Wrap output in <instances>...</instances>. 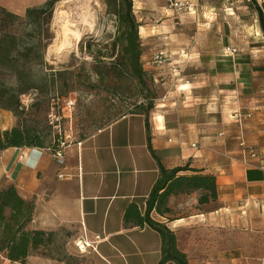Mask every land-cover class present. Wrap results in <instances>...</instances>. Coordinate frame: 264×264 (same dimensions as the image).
I'll return each instance as SVG.
<instances>
[{"label": "crops", "instance_id": "1", "mask_svg": "<svg viewBox=\"0 0 264 264\" xmlns=\"http://www.w3.org/2000/svg\"><path fill=\"white\" fill-rule=\"evenodd\" d=\"M178 1L195 11L132 0L143 68L160 72L166 101L121 113L83 139L49 135L40 147L0 150V188L15 187L32 205V229L89 242L94 264H158V235L125 228L123 213L133 202L144 208L159 163L187 166L215 177L216 200L199 205L198 193L172 196L170 213L153 219L175 234L189 264H264V55L237 50L230 27L234 18L244 25L249 0ZM255 1L264 21V0ZM45 2L0 0V8L24 13ZM160 51L165 63L157 69L151 60ZM234 93L242 113L227 116L214 95ZM14 126L13 113L0 107V134ZM58 139L67 144L63 166L47 151ZM249 151L263 168L243 164Z\"/></svg>", "mask_w": 264, "mask_h": 264}, {"label": "rangeland", "instance_id": "2", "mask_svg": "<svg viewBox=\"0 0 264 264\" xmlns=\"http://www.w3.org/2000/svg\"><path fill=\"white\" fill-rule=\"evenodd\" d=\"M104 1L64 0L57 3L49 27L50 44L44 50L32 51L29 56H25V50L31 43L35 44L37 36L23 20L25 12L8 11L18 18L7 24L4 31L14 35L19 46L14 55L0 59V103L12 111L16 125L22 130H31L40 138L60 135L67 141L76 136L83 139L121 113L142 111L149 103L153 106L166 101L162 99L169 95V89L163 85L159 71H154L157 76L146 71L151 79L154 74L156 81L153 83L152 80L145 90L128 77H116L118 70L111 64L114 57L103 58L105 64L96 66V56L100 58V55L111 53L116 33L115 17L107 12ZM246 5L247 9L242 12L244 25L235 18L233 25L230 24L234 28L236 49L264 55V35L255 8L250 0ZM1 26L0 23V30L3 29ZM88 44L91 51L86 48ZM41 51L42 60H39ZM141 61L144 67V60ZM163 61L161 65L152 63L153 67L159 69L165 59ZM95 71L109 77L99 82ZM214 96L220 107L226 106L227 116L242 113L236 107L237 93L227 95L228 98L226 94ZM16 98L17 110L13 112ZM0 264L14 263L0 256ZM23 264H94V260L88 252L80 254L63 235L54 237L47 248L31 252Z\"/></svg>", "mask_w": 264, "mask_h": 264}, {"label": "trees", "instance_id": "3", "mask_svg": "<svg viewBox=\"0 0 264 264\" xmlns=\"http://www.w3.org/2000/svg\"><path fill=\"white\" fill-rule=\"evenodd\" d=\"M64 0H46L39 7L27 9L23 20L30 31L37 37L35 44L26 48L25 56H29L34 50H44L51 42L52 36L49 31L54 7ZM255 8L260 29L264 35L263 13L255 0H250ZM107 12L115 17L116 33L111 46V53H105L95 57V64H105L103 58H112L111 63L118 70L119 77H128L142 88L152 83L147 72L143 69V47L138 35L139 25L133 14L132 0H105ZM0 59L14 55L19 44L17 38L4 31V27L13 23L18 17L0 8ZM44 36V40L42 39ZM44 42V44L42 43ZM91 51V45H87ZM117 49V54L115 50ZM24 56V55H23ZM99 58V59H98ZM37 59L42 60V51ZM96 78L103 82L107 77L101 72L95 71ZM23 91V90H21ZM149 94V92L147 91ZM146 100H151L145 97ZM13 112L17 110V98ZM0 107L3 109L0 103ZM148 104V109L151 108ZM11 111V110H10ZM12 112V111H11ZM41 138L31 130H22L14 126L0 134V150L9 147H37L41 146ZM190 171V174L185 172ZM199 194L198 204H206L217 198V186L215 177L212 175L196 172L187 166L167 169L158 164V177L151 191L144 201V208L138 204L130 203L123 213V225L125 228H149L154 231L160 240L158 264H189L187 255L178 246L175 234L161 222L153 219L152 214L165 216L170 213L168 208L169 198L172 196H188ZM32 205L20 198L15 187L7 186L0 189V256L10 263H24L31 252L48 246L52 243L54 234L46 231L28 229L32 224Z\"/></svg>", "mask_w": 264, "mask_h": 264}, {"label": "built area", "instance_id": "4", "mask_svg": "<svg viewBox=\"0 0 264 264\" xmlns=\"http://www.w3.org/2000/svg\"><path fill=\"white\" fill-rule=\"evenodd\" d=\"M166 2H167L168 9L175 11L177 13H181V14L182 13L192 14L196 9V6L193 3H190L188 1L166 0ZM235 52H236L235 49H232V50H228L227 54L232 55ZM164 59H165V55L163 54V52H161V51L156 52L153 55L152 63L154 65H161L164 62L163 61ZM177 76H179V74ZM166 99H167V96H165L162 100L164 101ZM21 101H22V99H21ZM58 136H60V135H58ZM77 145H79V144H77ZM239 146L241 148H244V145L242 143ZM66 147H67V144L64 141L58 139L57 143H55L54 145H52L51 147H49L47 149V151L57 161L59 166H63V164H64L63 150ZM191 147L195 148L196 145H191ZM256 161H257L256 154L253 151H249L247 157L243 161V164L245 166H251V167L257 166V167L263 168V165H261V164L259 165V162H258V164H256L255 163ZM58 177H61V175H58ZM96 240H98V238H96ZM74 247L77 249V251L80 254H85V253H87L88 249H92V245L89 242L83 241L82 239L76 241L74 243Z\"/></svg>", "mask_w": 264, "mask_h": 264}, {"label": "bare ground", "instance_id": "5", "mask_svg": "<svg viewBox=\"0 0 264 264\" xmlns=\"http://www.w3.org/2000/svg\"><path fill=\"white\" fill-rule=\"evenodd\" d=\"M78 37V35H76Z\"/></svg>", "mask_w": 264, "mask_h": 264}]
</instances>
